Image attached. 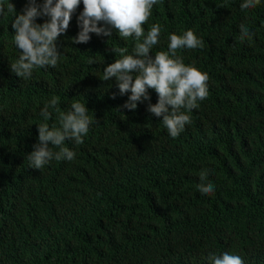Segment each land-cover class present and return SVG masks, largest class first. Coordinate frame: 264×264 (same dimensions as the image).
I'll list each match as a JSON object with an SVG mask.
<instances>
[{
    "label": "trees",
    "instance_id": "1",
    "mask_svg": "<svg viewBox=\"0 0 264 264\" xmlns=\"http://www.w3.org/2000/svg\"><path fill=\"white\" fill-rule=\"evenodd\" d=\"M11 2L17 14L28 5ZM243 2L158 0L143 25L145 34L161 26L153 56L169 50L171 34L192 30L204 42L176 52L209 76L208 98L187 113L191 123L176 138L149 101L128 110L130 91L121 95L115 78L100 79L122 58L112 48L133 55L134 38L114 30L73 42L82 0L56 42L57 66L27 80L10 67L21 54L15 16H0V264H212L211 255L225 252L264 264V0L245 10ZM241 24L251 40L240 41ZM53 97L60 113L85 103L93 123L82 144L65 142L74 160L39 170L28 157L39 124L60 126L56 111L41 116ZM201 183L214 192L202 194Z\"/></svg>",
    "mask_w": 264,
    "mask_h": 264
},
{
    "label": "clouds",
    "instance_id": "2",
    "mask_svg": "<svg viewBox=\"0 0 264 264\" xmlns=\"http://www.w3.org/2000/svg\"><path fill=\"white\" fill-rule=\"evenodd\" d=\"M83 11L77 17L80 31L72 37L74 43H87L90 34L111 37L113 31L118 32L121 38L132 37L136 44L133 55H124L125 49L112 48L120 53L122 58L107 64L103 70L102 80L109 81L115 78L120 94L130 91L127 101L122 107L134 111L138 102L149 101L147 110L156 117H162V123L169 135L176 138L184 131L185 126L191 123L188 112L199 107V101L208 98L207 73L196 67L186 65L176 56L178 49L203 48L204 42L192 30L183 35L171 34L167 52H157L151 55V50L159 43L161 26L153 24L145 34V25L152 8L158 0H82ZM81 0H28V5L20 14L16 13L15 5L9 0L5 7L0 3V16L13 13L15 19L12 28L15 29L14 43L20 50V56L10 63L11 71L27 80L37 68H55L59 61L60 52L57 49V40L69 28L72 15L80 6ZM260 0H244L240 5L242 10L254 8ZM48 17L43 23H36L38 17ZM219 19V18H218ZM240 41L251 40L253 33L245 24L240 26ZM93 61H90V63ZM149 89L155 90L158 100L150 102ZM59 101L53 97L41 109V116L45 121L51 118L50 109L59 113V127L49 126L48 123L38 125V143L28 157L30 167L43 169L50 161L76 158L74 151L65 146L67 140L75 144H82L93 123L88 115L85 103L74 102L70 110L60 113L57 108ZM182 109L184 111H182ZM57 148L53 151L50 145ZM207 174L201 173V181ZM198 190L202 194L214 192V185L201 183ZM212 264H243L239 255L227 252L222 256L211 255Z\"/></svg>",
    "mask_w": 264,
    "mask_h": 264
}]
</instances>
